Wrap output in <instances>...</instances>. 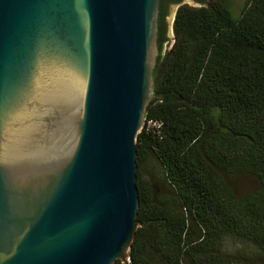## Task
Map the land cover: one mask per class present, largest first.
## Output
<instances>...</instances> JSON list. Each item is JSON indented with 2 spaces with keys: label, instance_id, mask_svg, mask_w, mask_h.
<instances>
[{
  "label": "water",
  "instance_id": "obj_1",
  "mask_svg": "<svg viewBox=\"0 0 264 264\" xmlns=\"http://www.w3.org/2000/svg\"><path fill=\"white\" fill-rule=\"evenodd\" d=\"M158 5L0 0V264L130 263Z\"/></svg>",
  "mask_w": 264,
  "mask_h": 264
},
{
  "label": "trees",
  "instance_id": "obj_2",
  "mask_svg": "<svg viewBox=\"0 0 264 264\" xmlns=\"http://www.w3.org/2000/svg\"><path fill=\"white\" fill-rule=\"evenodd\" d=\"M169 2L159 0L145 112L159 126H144L136 144L129 264H229L214 253L225 236L264 264V0H246L238 16L217 1L179 6L164 54ZM149 160L159 177L144 170ZM244 176L255 187L239 192L233 181Z\"/></svg>",
  "mask_w": 264,
  "mask_h": 264
},
{
  "label": "rangeland",
  "instance_id": "obj_3",
  "mask_svg": "<svg viewBox=\"0 0 264 264\" xmlns=\"http://www.w3.org/2000/svg\"><path fill=\"white\" fill-rule=\"evenodd\" d=\"M217 1L221 4L228 6L235 16H238L241 12L243 4L246 0H206L203 4L194 3L191 0H183L181 4L189 7H207L211 2ZM176 12V5H167L165 14L166 23V40L164 43L163 52L166 54L173 44V18ZM144 170L151 172V175L159 177V169L155 163L151 160L147 161L144 165ZM233 185L239 192H246L255 187V182L249 177H238L233 181ZM216 257L220 262H228L229 264H251V258L255 253L252 245L241 243L233 240L229 236H225L220 243L216 246L214 251ZM203 257V256H202ZM200 258V257H199ZM183 264H188L185 261H181Z\"/></svg>",
  "mask_w": 264,
  "mask_h": 264
},
{
  "label": "flooded vegetation",
  "instance_id": "obj_4",
  "mask_svg": "<svg viewBox=\"0 0 264 264\" xmlns=\"http://www.w3.org/2000/svg\"><path fill=\"white\" fill-rule=\"evenodd\" d=\"M183 0H174V2H169L168 3V5H179V6H181V5H184V4H181V2H182ZM191 1H193L194 3H198V4H202L203 2L205 3L206 2V0H204L203 2H196L195 0H191ZM211 4V3H210ZM209 4V5H210ZM178 6V7H179ZM177 7V8H178ZM164 38H165V41H164V43H166L167 42V40H166V35H164Z\"/></svg>",
  "mask_w": 264,
  "mask_h": 264
},
{
  "label": "built area",
  "instance_id": "obj_5",
  "mask_svg": "<svg viewBox=\"0 0 264 264\" xmlns=\"http://www.w3.org/2000/svg\"><path fill=\"white\" fill-rule=\"evenodd\" d=\"M146 127V129H149L150 127H158L159 124L156 122H153L152 120H146L144 121L143 127Z\"/></svg>",
  "mask_w": 264,
  "mask_h": 264
}]
</instances>
